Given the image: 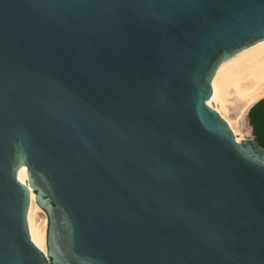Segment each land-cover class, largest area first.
<instances>
[{"label":"water","instance_id":"water-1","mask_svg":"<svg viewBox=\"0 0 264 264\" xmlns=\"http://www.w3.org/2000/svg\"><path fill=\"white\" fill-rule=\"evenodd\" d=\"M262 40L264 0H0V264H264V146L212 109Z\"/></svg>","mask_w":264,"mask_h":264},{"label":"bare ground","instance_id":"bare-ground-1","mask_svg":"<svg viewBox=\"0 0 264 264\" xmlns=\"http://www.w3.org/2000/svg\"><path fill=\"white\" fill-rule=\"evenodd\" d=\"M215 89L212 109L217 110L229 123L236 139L249 134L250 107L264 97V40L246 48L224 61L214 78ZM21 182L27 183L26 167L18 172ZM48 216L36 200L31 189V203L28 211V226L35 244L47 254Z\"/></svg>","mask_w":264,"mask_h":264},{"label":"trees","instance_id":"trees-1","mask_svg":"<svg viewBox=\"0 0 264 264\" xmlns=\"http://www.w3.org/2000/svg\"><path fill=\"white\" fill-rule=\"evenodd\" d=\"M253 135L264 146V98L259 100L249 112Z\"/></svg>","mask_w":264,"mask_h":264},{"label":"rangeland","instance_id":"rangeland-1","mask_svg":"<svg viewBox=\"0 0 264 264\" xmlns=\"http://www.w3.org/2000/svg\"><path fill=\"white\" fill-rule=\"evenodd\" d=\"M248 114V113H247ZM250 124V123H249ZM254 136L253 135V130H252V127H251V132L249 134H245V135H239V139H243V138H248V137H252ZM48 227V225H47ZM46 246H47V243H46Z\"/></svg>","mask_w":264,"mask_h":264}]
</instances>
